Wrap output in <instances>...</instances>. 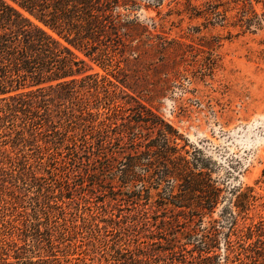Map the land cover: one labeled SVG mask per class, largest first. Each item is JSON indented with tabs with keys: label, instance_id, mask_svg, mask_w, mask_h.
<instances>
[{
	"label": "trees",
	"instance_id": "1",
	"mask_svg": "<svg viewBox=\"0 0 264 264\" xmlns=\"http://www.w3.org/2000/svg\"><path fill=\"white\" fill-rule=\"evenodd\" d=\"M121 1L0 0V132L17 149L24 190H37L18 222L0 218V264H70L52 240L51 223L67 210L51 203L56 191L64 205L75 197L90 204L93 196L101 213L117 210L124 218L116 222L121 242L98 264H264V222H240L255 196L238 201L236 213L222 211L232 220L211 218L222 188L210 158L188 149L148 100L71 49L106 69L120 67L114 53L135 52L129 43L140 25L117 18ZM256 2L264 8V0ZM225 3L189 5L226 21ZM240 11L242 26L264 21L251 0H242Z\"/></svg>",
	"mask_w": 264,
	"mask_h": 264
},
{
	"label": "rangeland",
	"instance_id": "2",
	"mask_svg": "<svg viewBox=\"0 0 264 264\" xmlns=\"http://www.w3.org/2000/svg\"><path fill=\"white\" fill-rule=\"evenodd\" d=\"M205 1H121L114 8L117 18L140 25L134 27L129 43L135 52L114 53L115 60H122L120 67L106 69L83 50L70 47L94 71L108 74L127 93L148 100L183 134L188 149L196 147L210 158L212 177L222 188L211 218L232 220L222 211L236 213L235 204L251 194L255 200L240 222H264V21L242 26V0H224L220 10H226V21L220 16L208 20L189 5ZM251 1L264 19L262 3ZM4 131L0 132V218L18 222L17 214L31 212L37 190H24L17 149ZM52 195L51 203L67 209L51 223L57 229L52 238L57 256L70 264H98L110 258L121 242L116 229V222L124 220L120 213H101L93 196L90 204L75 197L63 199L64 205L58 191ZM46 222L42 218L41 230ZM41 253L47 254L43 249Z\"/></svg>",
	"mask_w": 264,
	"mask_h": 264
}]
</instances>
